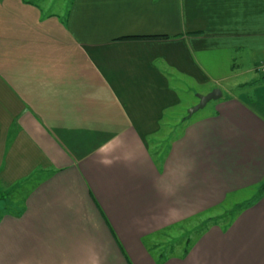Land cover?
I'll return each instance as SVG.
<instances>
[{"label": "crops", "instance_id": "0c3cea01", "mask_svg": "<svg viewBox=\"0 0 264 264\" xmlns=\"http://www.w3.org/2000/svg\"><path fill=\"white\" fill-rule=\"evenodd\" d=\"M262 62L264 0H0V264H264V195L184 257L149 246L264 184Z\"/></svg>", "mask_w": 264, "mask_h": 264}, {"label": "rangeland", "instance_id": "374dc122", "mask_svg": "<svg viewBox=\"0 0 264 264\" xmlns=\"http://www.w3.org/2000/svg\"><path fill=\"white\" fill-rule=\"evenodd\" d=\"M58 4H60V3H58ZM61 5L64 6V4H61ZM244 63H245V61L243 62V60H239V64H242V66L239 68L240 70H237V74L240 72H242V73H241L240 78H237V80H234L235 82L224 81V82H221L220 84H218L217 86L215 85L218 88V90H220L222 92L224 97L226 95H228V93H230V92L237 93L238 88L235 87L237 84L247 83L254 78L253 72H252V74H250V73L247 74V71L249 72L252 70L251 66L246 67V65ZM262 67H264V62H262L261 64L254 67V71L256 72V74L258 76L264 74L260 71V68H262ZM244 74H246V75H244ZM196 93H197V90H196ZM196 93L195 92L194 93L193 92L188 93V91H184L181 94V96H183V100H182L183 104L176 111L177 115L175 116V120L167 123L166 124L167 127L164 129V131L162 133H160L159 138L158 139L155 138L154 144L152 143V145H151L153 153L157 154L158 152L162 151L163 148L166 149V146L170 143V141H172L169 138L171 136H173L175 132H176V136L179 133H181V130H176L178 128V126L183 125L182 127L185 128L189 124L190 121H194L196 119H199V118L204 117V116L209 114V112L211 111V108H212V104H214L213 103L214 101L209 103V105H207L204 109L198 111L197 113L193 114L192 116L189 115V111L193 107H195L196 105L199 104V99H197V97H195ZM184 118L186 119V121L184 123H181L182 120H184ZM155 141H157V142H155ZM3 190L4 189L0 185V205L5 202L4 199L8 198V201H10V203H12V205H11L12 207L10 209H12V208L15 209L13 207V204L15 206L20 202L19 196L15 195V194L10 195V199H11L10 200L7 193ZM258 190H259V188L255 191L251 190L248 193H243L240 196H235V197L231 198L230 201H228L222 207L218 208L217 210L213 211L212 213L205 214L199 218H196L195 220H193L191 222H188L187 224H184L182 226L170 229L166 233V235L156 236L149 243L150 248H152L153 245H159L166 252V255L169 256L168 248H170L171 246H174V248H175V246H177L175 248L176 250L174 249V253H176L175 255L180 254L184 248V244L182 242L184 239L190 238L194 242L195 239L197 238L196 237L197 234L200 232V230L202 228L207 226L208 220L210 218H212L214 221H216L218 219H222V218L228 219V216L236 214L237 211L239 209H241L240 207H242V206H240V205H242L243 203L248 201L250 198H253L254 196H256L259 192ZM8 204H9V202H8ZM236 209H238V210H236ZM5 212L9 213V211H7V210L0 212V217ZM160 251H161V248H159L158 250L151 252V253H155L157 255L158 253H160Z\"/></svg>", "mask_w": 264, "mask_h": 264}, {"label": "trees", "instance_id": "16d2710c", "mask_svg": "<svg viewBox=\"0 0 264 264\" xmlns=\"http://www.w3.org/2000/svg\"><path fill=\"white\" fill-rule=\"evenodd\" d=\"M262 84H264V74L259 75V78H258L257 80L253 81L252 83L248 84L247 86H256V85H262ZM245 86H246V85H245ZM185 121H186V119L184 118V120H182V122H185ZM174 134H176V132H175ZM171 137H172V136H171ZM171 137L169 138L170 140H172ZM258 191H259L258 194H257L256 196H254L249 202H247V204H245V206H247V205H252V204L256 203V202L260 199V197H261L262 195H264V184L261 185V186L259 187V190H258ZM11 212L14 213L15 211H11ZM228 217H230V216H228ZM217 221H218V222H217ZM226 221H227V218L218 219V220H216V221H214L212 218H210V219L208 220V224H207V226L204 227V228H202V229L200 230V232L197 234L196 237H198L199 235L204 234V233L207 231V229H208V227L210 226V224H213V223H220V222H226ZM166 233H167V232H165V233H161V234H159V235H166ZM182 242H183V244H184V248H183V250L181 251V253L178 254V255H175L176 253H174V249H175L177 246H175V248H174V246H171L170 248H168L169 256L166 255V252H165V251L162 249V247H160L159 245H153V247L150 249V251H151V252H154V251L158 250L159 248H161L160 253H158L157 255H156L155 253H153V254H154L153 256L155 257V259L157 260V262H159V263H163L165 260H167V259L170 258V257H184V256H186V255L188 254V251H189V249L191 248V246H192V244H193V241H192L190 238H186V239H184ZM175 250H176V249H175Z\"/></svg>", "mask_w": 264, "mask_h": 264}, {"label": "water", "instance_id": "95a60500", "mask_svg": "<svg viewBox=\"0 0 264 264\" xmlns=\"http://www.w3.org/2000/svg\"><path fill=\"white\" fill-rule=\"evenodd\" d=\"M222 98V93L220 90H214L211 93L205 96H199V104L193 107L189 111V115L192 116L193 114L197 113L198 111L204 109L209 103L218 101Z\"/></svg>", "mask_w": 264, "mask_h": 264}, {"label": "built area", "instance_id": "2783aa9c", "mask_svg": "<svg viewBox=\"0 0 264 264\" xmlns=\"http://www.w3.org/2000/svg\"><path fill=\"white\" fill-rule=\"evenodd\" d=\"M260 71H261L262 73H264V67L260 68Z\"/></svg>", "mask_w": 264, "mask_h": 264}]
</instances>
